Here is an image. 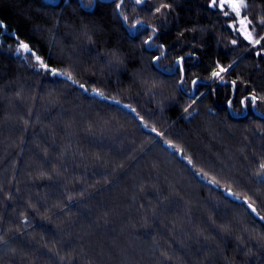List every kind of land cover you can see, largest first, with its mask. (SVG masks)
I'll return each instance as SVG.
<instances>
[{
	"label": "trees",
	"instance_id": "obj_1",
	"mask_svg": "<svg viewBox=\"0 0 264 264\" xmlns=\"http://www.w3.org/2000/svg\"><path fill=\"white\" fill-rule=\"evenodd\" d=\"M160 2L173 5L170 16L154 18L130 0L125 6L130 17L139 13L137 18L162 25L153 41L167 46L162 63L185 56L189 83L183 91L173 86L178 77L151 70L133 79L141 66V41L149 33L127 39L108 0H99L93 15L80 11L75 0L67 8L61 0H0V21L7 25L0 30V264H264V242L250 239L264 233V221L242 200L195 177L150 131L155 126L163 139L183 146L195 167L214 175L221 187L253 199L259 190L257 211L264 216V185L252 176L264 162V139L254 131L264 129V103L236 112L241 94H247L243 84L232 108L225 99L231 90L224 85L201 79L188 91L191 78L205 77L212 60L233 59L227 47L235 38L227 28L231 21L217 19L206 9L207 0H148L143 8ZM249 2L245 14L255 24L264 0ZM42 4L60 7L53 11ZM61 11L54 51L64 49L62 66L77 63L79 82L89 81V89L101 88L120 104L82 92L63 78L36 75L8 51L15 47L9 32L25 39L35 25L48 30L32 41L46 51L55 13ZM92 21L105 30L90 33L94 48L82 51L74 37L79 42L86 31L82 22ZM114 46L135 57L119 74L97 55ZM193 51L195 56L188 55ZM144 60H150L147 53ZM236 74L250 82L248 91L255 88L264 96V62L248 54L225 79ZM153 78L163 81V95L175 100L162 101L161 88L149 92ZM201 93L199 115L184 119L181 108ZM124 104L136 108L149 128Z\"/></svg>",
	"mask_w": 264,
	"mask_h": 264
},
{
	"label": "snow or ice",
	"instance_id": "obj_2",
	"mask_svg": "<svg viewBox=\"0 0 264 264\" xmlns=\"http://www.w3.org/2000/svg\"><path fill=\"white\" fill-rule=\"evenodd\" d=\"M99 0H75L76 7L84 12L86 15H93L95 8L98 5ZM61 3L67 8L73 3V0H61ZM133 6H140L142 10L151 13V15L156 17L170 16L173 10V5L167 2H160L154 7L143 8L144 5L148 3V0H130ZM109 5H114L112 7V16L116 21L119 22L122 31L124 32L127 39L135 41L136 38L142 32H148L149 34L145 39L141 41V56H140V67L136 68L132 73L133 79H138L144 76L145 72L151 70L161 76L178 77L174 79L173 86L179 90L183 91L185 86L188 85L187 69L185 67V56L177 55L174 60L168 62L167 64L162 63L167 56V46L166 44L153 45L154 38L157 33L161 30L162 25L158 26V20H153L152 23H148L145 20L137 18L139 13H135L131 17L127 14V9L125 6V0H108ZM42 8H59L60 4L48 5L42 4ZM250 7L249 0H207L206 9L213 11L217 14V19H227L231 22L227 24V28L231 33L235 34V38L227 41V47L233 54V59L224 64L220 59L212 60L207 66V75L205 77L194 76L190 80V88H195L201 81V79L211 81L213 83H218L224 85L226 89H230L232 95L226 96V104L228 108H232L236 101L234 100L235 93L239 89L241 84L244 85V92L247 94H241L238 101L239 108L236 112H241L247 109L249 104L253 108L256 107L258 103H264V96L259 95L255 88L252 91H248L250 82L248 80L242 79L240 74H236V77L231 80L225 79L226 76L232 73V70L243 60L245 56L251 54L253 59H259L264 62V33L258 31V28H264V8H261L257 13V18L255 24L253 23V18L250 14H245ZM56 19L52 25V35L46 38V51L45 48L36 47L32 42L33 37L39 33L47 32V29L42 28L40 25H35L31 30L30 34L25 38L21 39L20 35L16 31L9 32V36L14 39L15 47L9 46L8 51L16 58L19 59L23 64H25L29 69L34 70L36 75H45L51 77L63 78V81L67 84L75 85L82 92H89L94 96L101 97L103 99H112L114 103L120 104L121 101L115 97L105 96L104 91L98 87H91L89 89V81L84 83L79 82L75 78V71L79 67L77 63H73L71 67H63L65 61L63 58L64 49L61 48L59 51H54L55 45L57 43L56 29L59 27L60 21L63 17V11L60 13H55ZM167 21L165 20V23ZM66 27H74V24H66ZM82 28L86 29L83 32L82 38L79 42L75 41L76 47L80 48L82 51L85 47L89 51L93 50L95 41L91 34L96 32H103L105 30V25L98 23L96 21L83 23ZM0 30H7V25L0 21ZM188 31H196V29H187ZM91 33V34H90ZM181 33L180 35H182ZM3 37V32L0 31V38ZM45 37H41L37 43L44 40ZM222 37L218 39V43L222 41ZM243 45L242 49L241 46ZM194 48L196 46H193ZM237 49H241L237 51ZM157 51L158 55H153L152 52ZM72 55H75V48L71 50ZM144 53L150 56V60L145 62ZM99 55L101 60L106 62L107 68L110 72H115L117 74L127 71L128 63L130 61H135V57H126L119 49V47H113L106 49L103 55ZM188 55L195 56V52H191ZM57 65V66H54ZM259 67V64H257ZM86 71V70H85ZM148 83V81H144ZM163 81H158L153 78L150 87L147 89L152 92L153 95L156 94V89L161 88ZM212 94H216V89H211ZM195 93H193V96ZM203 93L194 99L189 97V103L181 108V113L184 119L194 118L195 115H199V111L196 105L203 98ZM161 100H175L174 96H164L161 88ZM124 108H128L132 113L135 114L136 118L139 120L140 125L144 128H149L148 123L145 121L144 117L137 112L136 108H133L130 104H124ZM211 111V109H209ZM261 119H264V114H262ZM27 123V122H25ZM150 131L155 134V137L160 138L167 149L172 150V154L179 156L180 160L185 161L186 164L193 170L195 177L204 181L208 185L221 188V191L228 197H232L234 200H242V203L251 211V213L259 216V219L264 221V216H260L257 211V200L260 199V191L257 190L256 199L253 197L245 195L240 197L231 186L221 187L219 180L211 175L204 169H197L195 167L194 159L191 155H185V149L183 146L178 145L173 140L163 139L164 132L158 131L155 126L150 128ZM264 139V129H254ZM179 135V132H177ZM254 177V182L257 185H264V162H260L257 171L252 173ZM264 202V201H262ZM251 240H256L258 242H264V233H256L254 236L250 237ZM264 246V245H262ZM249 254H251V249H249Z\"/></svg>",
	"mask_w": 264,
	"mask_h": 264
}]
</instances>
